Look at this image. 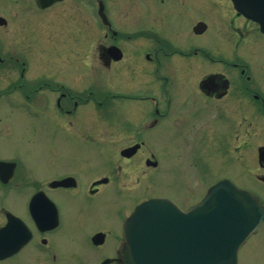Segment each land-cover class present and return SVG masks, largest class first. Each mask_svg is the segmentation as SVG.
Listing matches in <instances>:
<instances>
[{
    "label": "flooded vegetation",
    "instance_id": "obj_1",
    "mask_svg": "<svg viewBox=\"0 0 264 264\" xmlns=\"http://www.w3.org/2000/svg\"><path fill=\"white\" fill-rule=\"evenodd\" d=\"M209 33L216 40L210 48L198 41ZM242 54L246 57L243 62L237 60ZM0 55H6L0 58V65L18 76L7 93H17L19 105L34 119L51 120L87 138L104 134L110 109L116 114V142L129 141L121 151L141 145L130 158L103 149L111 162L109 174L103 177L108 181L97 185L102 179L91 181L90 197L115 181L123 164L127 169L136 168L138 156L141 167L157 169L159 164L149 163L157 160L147 150L144 135L173 127L172 138L182 136L185 150L197 146L201 162L209 163L213 149L219 151L222 164L238 163L245 189L264 206V32L259 24L239 14L234 0H0ZM15 55L57 57L52 61L54 68H45V78H39L28 75L32 69L29 59ZM203 120L205 126L197 130ZM252 134L257 138L253 145ZM252 148L257 155L254 164H250ZM68 177L76 178V188L58 189L78 190L75 173L57 180ZM22 187L34 189L31 199L42 190V181L0 182V195ZM50 198L59 210V227H38L30 217L29 200L25 214L32 238L18 254L0 264L25 251L32 252L30 260L42 264L69 262L64 252L63 258L58 252L61 209ZM134 209L122 221L119 214L111 264H121L124 222ZM8 212L1 203L0 229L7 224ZM263 227L264 223L258 233ZM102 231L107 233V241L111 230L95 234Z\"/></svg>",
    "mask_w": 264,
    "mask_h": 264
},
{
    "label": "rangeland",
    "instance_id": "obj_2",
    "mask_svg": "<svg viewBox=\"0 0 264 264\" xmlns=\"http://www.w3.org/2000/svg\"><path fill=\"white\" fill-rule=\"evenodd\" d=\"M198 41L208 48L215 46L216 42L211 33L198 38ZM6 45L11 46L13 43ZM15 46L18 47L19 44ZM35 49H38L37 45ZM15 56L17 58L25 56L22 58L29 59V64L34 67L30 73L39 78H45L46 74L43 75L45 68H54L52 61L57 57V55ZM239 56L245 61L244 54ZM4 66H0V91L13 79H18L8 70L4 72ZM197 95L199 97V94ZM193 97L198 100L196 96ZM24 112L26 113L25 107L21 108L15 98L0 97L1 158L20 160L22 165L18 174L26 181L29 178L32 183L37 179L50 181L68 173H75L80 181V191L58 189L50 192L61 209V226L56 234L58 252L60 257L64 252L63 256H68L67 260L69 258V262L62 261L61 264H99L105 256L113 255L116 250L114 236L117 235L120 227L119 214L126 209L130 211L133 207L131 204L152 197H167L185 208L199 202L211 185L224 177L233 180L241 189L245 188L238 163L222 164L223 158L218 155L219 151L212 149L213 151L209 153L211 158L209 166H206L197 155V146H188L185 150L182 146V136L178 137L179 139H175L174 136L172 138L173 127L170 131L161 127L144 135L147 150L153 152L159 161L157 169L141 167V157L138 156L134 163L136 168L127 169L123 164V171L116 180L102 186L98 196L90 197L85 191L91 181L109 174L107 168L110 167L111 162L103 149L111 148L107 150L111 154V150L117 152L129 141L116 144L115 128L108 126L103 130L104 140L94 136L82 138L72 133L71 129L62 128L51 120L26 118L30 116L25 115ZM107 114L111 118L109 121L115 120L116 114L113 112ZM210 120L211 118L208 119ZM109 121L107 123H110ZM205 122L203 120L202 126L197 127V130L202 131ZM176 125L182 127L180 123ZM111 140L115 142L111 143ZM256 140L257 138L252 134L251 144L253 145ZM100 149H102L101 153H99ZM194 161L203 168L208 167L207 173H201ZM256 162L257 155L252 148L250 164ZM88 179L90 180L87 186ZM41 188L48 193L50 191L48 186ZM33 191L34 189L25 187H22L21 191L11 190L9 195H0V203L4 202L8 211L23 217L26 215V194L30 196ZM106 228L111 230L112 237H109L107 243L100 249L93 247L89 241L90 234ZM31 253L25 251L5 264H42L30 260ZM239 264H264V227L242 247Z\"/></svg>",
    "mask_w": 264,
    "mask_h": 264
},
{
    "label": "water",
    "instance_id": "obj_3",
    "mask_svg": "<svg viewBox=\"0 0 264 264\" xmlns=\"http://www.w3.org/2000/svg\"><path fill=\"white\" fill-rule=\"evenodd\" d=\"M235 1L240 13L258 23L263 21L259 0L250 4ZM6 165L0 163V174ZM72 184L64 180L54 185ZM41 202L48 201L41 195L32 200L34 216ZM10 219L0 236L8 235L11 245L4 247L0 241V259L16 253L27 242L23 239L26 227L15 216ZM263 221L264 209L258 201L228 180L213 186L199 205L184 213L167 200H152L138 207L126 223L124 263L237 264L238 251ZM103 240L101 234L94 238L96 244Z\"/></svg>",
    "mask_w": 264,
    "mask_h": 264
}]
</instances>
